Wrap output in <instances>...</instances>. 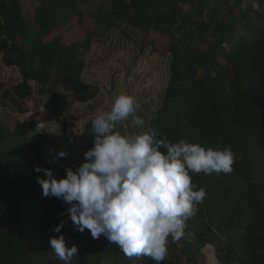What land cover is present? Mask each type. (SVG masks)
<instances>
[{"label":"trees","instance_id":"trees-1","mask_svg":"<svg viewBox=\"0 0 264 264\" xmlns=\"http://www.w3.org/2000/svg\"><path fill=\"white\" fill-rule=\"evenodd\" d=\"M102 1L90 30L78 0H0V107L25 115L28 102L40 110L49 96L56 110L61 91L89 103L101 91L83 79V55L95 37L120 24L160 35L149 46L172 56L170 79L147 132L234 154L229 174L190 172L194 190L205 188L206 197L185 221L193 237L185 252L213 245L219 264H264V0ZM48 139L37 118L9 129L0 116V264H65L50 245L62 220L66 246L78 247L69 264H156L127 257L103 235L77 231L70 205L43 196L36 166L57 179L66 175L48 160ZM161 264L184 263L174 251Z\"/></svg>","mask_w":264,"mask_h":264},{"label":"clouds","instance_id":"clouds-1","mask_svg":"<svg viewBox=\"0 0 264 264\" xmlns=\"http://www.w3.org/2000/svg\"><path fill=\"white\" fill-rule=\"evenodd\" d=\"M137 107L133 96L119 95L109 112L98 114L92 121L93 146L75 170L65 169L64 177L57 179L50 168L34 170L44 173L37 177L44 197L70 205L66 212L77 231L88 229L94 239L103 235L129 258L143 255L161 264L168 238L176 242L183 237L185 221L206 197L205 188L194 190L190 172L229 174L234 154L230 147L206 150L184 140L170 143L157 139L155 132L132 136L114 131ZM133 123L142 126L144 120L133 116ZM67 155L60 151L53 159ZM65 223L54 227L60 235L50 237V245L56 257L69 264L78 247L66 246L61 233Z\"/></svg>","mask_w":264,"mask_h":264},{"label":"rangeland","instance_id":"rangeland-1","mask_svg":"<svg viewBox=\"0 0 264 264\" xmlns=\"http://www.w3.org/2000/svg\"><path fill=\"white\" fill-rule=\"evenodd\" d=\"M103 3L102 0H78L79 10L90 14V30L95 29L94 14ZM34 8L32 2H26V10L33 12ZM185 9L189 10V6L186 5ZM159 37L154 32L145 36L121 24L104 35H98L92 41L90 51L83 55L86 62L83 79L101 90L95 100L81 104L74 100L72 94L61 91L56 110L52 107V98L47 96L39 103L40 110L35 109L33 101L28 102L30 112L25 115H15L0 107L2 121L9 129H13L18 121L37 118L48 131L45 154L56 171L69 167L75 170L84 162V153L91 148L93 137L91 132L86 131V126L101 112H109L119 95L133 96L139 107L126 120L117 122L116 129L123 135L132 136L147 132L150 120L161 107L170 79L172 56L169 53H154L149 46L150 42H158ZM0 78H5L3 72H0ZM133 116L142 118L144 124L134 125ZM60 151L68 155L54 160ZM192 240V235L185 229L179 241L173 242L170 236L167 258L173 259L175 251L184 264H219L213 245H207L202 253L192 251L187 255L185 249ZM190 258H194L195 263Z\"/></svg>","mask_w":264,"mask_h":264}]
</instances>
